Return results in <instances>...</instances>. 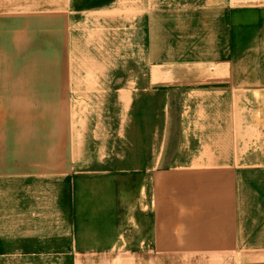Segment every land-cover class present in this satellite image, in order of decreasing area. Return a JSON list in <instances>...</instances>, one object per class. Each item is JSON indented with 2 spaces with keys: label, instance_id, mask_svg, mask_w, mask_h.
<instances>
[{
  "label": "crops",
  "instance_id": "0c3cea01",
  "mask_svg": "<svg viewBox=\"0 0 264 264\" xmlns=\"http://www.w3.org/2000/svg\"><path fill=\"white\" fill-rule=\"evenodd\" d=\"M6 7L20 17L16 21H47V38L54 35L49 22L79 18L74 29L70 26L66 46L81 55L85 51L87 66L114 60L120 64V48L105 55L113 49L111 42L104 43L108 33L84 30L80 20L92 16L111 31L142 30L141 40L129 43L132 50L126 56L137 57L139 49L142 56L135 63H144L142 69L136 67L126 75L100 78L70 76L69 66L76 65L71 60L59 67L67 70L58 77L52 74L58 66L52 67L49 50L47 56L42 53L43 61L31 68L10 71L15 74L12 78L7 70L0 71L4 74L0 79L3 88L33 86L32 94L38 100L114 96L120 103L114 106L116 137L79 140L71 145L76 148L71 153L76 155L67 156L66 164H62L60 152L57 158L34 165L22 161L24 168L29 167L22 174L31 178L40 199L29 208L37 209L32 220L39 224L33 231V243L30 239L13 247H35V253L64 258L71 250L80 252L85 243H100L99 237L94 240V235H80L78 213L85 205L86 210L97 212L93 216L105 220L104 226L114 223L118 194L127 192L133 182L143 196L152 193L155 223L170 222V227L180 223L187 234L182 236L212 235L219 242L214 248L237 255L235 264H240L243 251L264 254V193L232 192V185L255 190L256 169L264 170V0H13ZM121 25L124 28L118 29ZM47 44L50 46V39ZM95 82L99 89H95ZM174 96L178 102H172ZM127 99L131 117L125 125L120 114L124 112L121 103ZM172 105L179 108V123L183 125L193 123L199 130L201 125L212 123L213 134L207 137L212 143L170 148L172 110L176 107ZM191 118L194 120L185 121ZM234 128L239 130L235 140L223 142L232 135L225 137L222 130ZM189 131L190 125L182 129L185 136L180 137L181 142L190 144ZM244 136L249 137L248 142ZM193 138L199 141L203 137ZM179 156L186 158L183 164L160 169L163 159ZM7 169L16 176L14 167ZM66 180L70 182L67 187ZM33 193L31 198L35 199ZM70 218L74 237L66 236ZM176 234L172 237L179 247L181 234ZM111 237L106 240L111 241ZM199 241L207 248L203 239ZM99 243L91 249L100 248ZM3 249L0 239V260Z\"/></svg>",
  "mask_w": 264,
  "mask_h": 264
},
{
  "label": "rangeland",
  "instance_id": "374dc122",
  "mask_svg": "<svg viewBox=\"0 0 264 264\" xmlns=\"http://www.w3.org/2000/svg\"><path fill=\"white\" fill-rule=\"evenodd\" d=\"M12 4L13 0H0V71L7 70L10 78L15 75L14 73L11 75L10 71H15L18 67L31 68L34 63L43 61L42 53L47 56L50 51L52 67L58 66V69H52V74L58 77H63L67 70L65 67H59L69 64L67 61L70 62L71 60L76 65L69 66L70 76L82 74L107 78L114 73L126 75L134 71L136 67H140L139 70L144 67V63L142 65L135 63L142 56L138 53L139 49L135 52L137 57L129 58L126 56L127 52L132 50L129 43H133V41L137 43L141 40L142 30L140 32L138 30L128 32L127 30L116 29L111 31L107 27H101L92 16L80 20L83 22L82 28L84 30L93 32L95 29H101L108 33L104 43L111 42L113 49L105 51V55L116 52L117 47L120 48V64L114 60L110 64L87 66V60L84 58L85 51L81 55V52L74 49L69 50L66 46L70 35V26L72 25L71 27L74 29L79 18L74 21L65 19L49 22V30L53 29L54 35L47 38L45 36L47 33L45 30L48 28H46L47 21H16L15 19L20 17L13 16V9L6 7V5ZM137 22L138 20H135V24ZM137 27L140 28L139 24ZM120 28H124V25L118 27V29ZM87 34L89 36L90 33ZM95 36L94 32L89 37L94 40L93 37ZM49 39L50 46L47 44ZM111 60L112 58L108 59V61ZM104 61L107 60L104 59ZM26 73L29 75L31 71ZM2 76L4 74L0 72V79ZM97 84L95 82L94 86ZM98 86L95 89H99ZM33 89V86L27 84L12 89L3 88L0 84V239H2L4 248V258L0 260V264H235L237 255L214 248V246L219 245V242L214 241L212 235L204 237L182 236L187 234L183 233L184 228L180 223L174 227H170V222L155 223L151 204L152 193L147 192L146 196H143L133 182L128 185L127 192L123 191L122 194H118L114 223L104 226L105 220L93 216V213L97 212L86 210L88 207L85 205L82 206V211L78 213L77 219L82 226L78 228V231L81 232L80 235H94L96 236L94 240L99 237L100 243L96 241L93 244L85 243V248L80 252L71 250L70 254L64 258L60 254L45 256L35 253V247L25 246L20 249L13 247L15 243L27 244L30 239L33 243V231L39 224H34L32 220L33 212L36 214L37 209L32 211L29 208L31 202L34 204L40 199L36 196L35 188H32L31 178L22 174L24 170L28 171L29 169L28 166L26 168L22 166V161L25 160L26 165H34L40 163L39 160L49 161L50 158H57L60 152L62 164H66L67 156L72 155L76 149L71 145H76L79 140L86 138L92 140L97 138L111 139L116 137L117 132L114 106L119 102L116 101V97L80 99L64 97V99L59 98V100L42 101L32 94ZM100 89L103 90L102 87ZM17 91H20L21 94L19 95ZM66 95L64 94V96ZM183 98L185 99V96ZM176 99L177 97L174 96L172 102H178ZM121 104L124 112L120 114V119L123 118L126 125L131 117L130 99ZM175 106H173L175 109L172 110L173 118L170 126V148L176 150V148L181 147L192 148L200 143L205 145L212 143V140L207 138H211L213 134L212 123L201 125L199 130L193 123L183 125V123H179L182 121L179 118L180 110L177 105ZM193 120V118L185 119L189 122ZM189 125L190 131L186 135L192 138L190 144L186 141L181 142L180 139V137L185 136L184 133H181L182 129L186 130ZM121 131L118 129L119 134ZM238 131L234 128V130L227 129V131L221 132L225 137L228 134L232 135V137L228 136L222 141H230L231 138L235 140L233 136L239 133ZM195 135L203 138L198 141V139L193 138ZM244 137L248 142L249 137ZM71 151L73 152L71 153ZM75 155L76 152L72 156ZM185 159L182 156L174 159H163L160 169L178 163L179 165L183 164ZM8 166L15 168L16 176L12 173L8 174ZM51 179L53 177H50L49 181ZM256 179L255 190L243 185H232L233 194L239 195L240 193L246 194L256 191L264 193L263 169H256ZM69 183V180L65 181L66 187ZM31 192H35L33 193L35 199L31 198ZM15 202L18 209L17 213L15 212ZM40 211L41 209H39ZM70 221L66 236L74 237V221L72 218ZM172 233L174 235H177L176 233L181 234L179 247L174 243ZM108 235L112 236L111 241L106 240L109 238ZM84 238L91 240L87 237ZM38 239H43V237ZM201 239H203V243H207V248L200 244L199 240ZM98 243L100 248L91 249L92 245L97 246ZM240 264H264V254L243 251L240 254Z\"/></svg>",
  "mask_w": 264,
  "mask_h": 264
}]
</instances>
